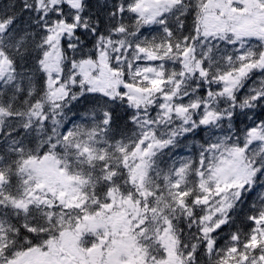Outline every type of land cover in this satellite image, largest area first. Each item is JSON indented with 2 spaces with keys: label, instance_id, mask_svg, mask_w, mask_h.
Instances as JSON below:
<instances>
[{
  "label": "snow or ice",
  "instance_id": "6c2138e0",
  "mask_svg": "<svg viewBox=\"0 0 264 264\" xmlns=\"http://www.w3.org/2000/svg\"><path fill=\"white\" fill-rule=\"evenodd\" d=\"M0 17V264H264V0Z\"/></svg>",
  "mask_w": 264,
  "mask_h": 264
},
{
  "label": "rangeland",
  "instance_id": "374dc122",
  "mask_svg": "<svg viewBox=\"0 0 264 264\" xmlns=\"http://www.w3.org/2000/svg\"><path fill=\"white\" fill-rule=\"evenodd\" d=\"M97 250H94V251H97ZM68 251L74 252L75 248L70 247V248H68ZM96 254L103 255L101 260H105L106 264H117L118 261L123 262V261L127 260L128 257L131 255V250L128 248L120 247V248H117L115 250H113V249H109L108 251L100 250Z\"/></svg>",
  "mask_w": 264,
  "mask_h": 264
},
{
  "label": "flooded vegetation",
  "instance_id": "af4514ba",
  "mask_svg": "<svg viewBox=\"0 0 264 264\" xmlns=\"http://www.w3.org/2000/svg\"><path fill=\"white\" fill-rule=\"evenodd\" d=\"M99 251L100 250L97 251L93 250V252L90 254H81L79 250L75 248L74 252L68 251V254L76 258L74 264H79V262H82V264H103V263L106 264L105 260H101L103 255L96 254Z\"/></svg>",
  "mask_w": 264,
  "mask_h": 264
},
{
  "label": "trees",
  "instance_id": "16d2710c",
  "mask_svg": "<svg viewBox=\"0 0 264 264\" xmlns=\"http://www.w3.org/2000/svg\"><path fill=\"white\" fill-rule=\"evenodd\" d=\"M9 2V0H0V9H2L7 3ZM19 10V0H17V11ZM10 14V18H11ZM0 19H3L2 17H0ZM9 23V20H4L3 21V25L7 26V24Z\"/></svg>",
  "mask_w": 264,
  "mask_h": 264
}]
</instances>
